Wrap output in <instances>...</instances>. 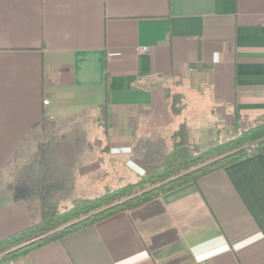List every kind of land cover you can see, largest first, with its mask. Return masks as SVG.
<instances>
[{
  "label": "crops",
  "instance_id": "0c3cea01",
  "mask_svg": "<svg viewBox=\"0 0 264 264\" xmlns=\"http://www.w3.org/2000/svg\"><path fill=\"white\" fill-rule=\"evenodd\" d=\"M106 76L104 134L95 121ZM167 88L183 95L177 125L188 122L202 150L229 139L236 110L240 125L264 116V0H0V242L32 224L41 204L71 205L104 187L106 169L120 172L117 186L134 184L148 165H137L144 148L132 123L149 117ZM68 121L91 129L62 130ZM143 140L155 155L158 137ZM31 260L264 264V155L51 243Z\"/></svg>",
  "mask_w": 264,
  "mask_h": 264
},
{
  "label": "trees",
  "instance_id": "16d2710c",
  "mask_svg": "<svg viewBox=\"0 0 264 264\" xmlns=\"http://www.w3.org/2000/svg\"><path fill=\"white\" fill-rule=\"evenodd\" d=\"M163 99L170 102V111L178 117L185 109L183 95L167 88ZM108 77L105 79V100L96 108V126L104 134L110 126ZM241 118L234 112L231 130L235 136L208 150H202L192 141L191 126L184 121L177 125L168 138V149L157 165H148L134 184L118 188L106 187L94 198L75 199L70 207L57 208L41 204L36 220L23 231L0 242V264H32L31 254L51 243L91 227L120 213L143 206L171 191L188 184H196L201 178L222 170L248 157L264 155V116L254 119L250 127L242 129ZM253 149L250 150V146ZM43 149L37 159L43 162ZM34 190L44 191V180L38 179Z\"/></svg>",
  "mask_w": 264,
  "mask_h": 264
},
{
  "label": "rangeland",
  "instance_id": "374dc122",
  "mask_svg": "<svg viewBox=\"0 0 264 264\" xmlns=\"http://www.w3.org/2000/svg\"><path fill=\"white\" fill-rule=\"evenodd\" d=\"M163 92L164 91H161V97L163 95ZM190 98H193V97H191V95H190ZM192 101H196V99H194V100L192 99ZM204 104H206V102H204ZM148 114H149V117H145L143 121L139 120L138 122L135 121L132 123V125L135 128V131H137L136 133H138V139H137L138 148H140V147L144 148L143 153H140L138 151L137 165L140 168H142L144 164H146V165H157V164H159V162L162 158V155L168 149V146H169L168 138L171 135V133L173 132V130H175L176 125H177V121H178V118L176 119V117H174L171 114L170 102L164 101L163 99H162V102H160L158 104V106L155 107V110L148 113ZM201 123L203 124V122H201ZM82 124H84V123H82ZM82 124H76L75 125L72 121L71 122L68 121L67 126L65 125V127L62 128V130L81 132L82 129L84 131H89L91 129V127L88 126V125H90L88 122L85 125H82ZM250 125H251V123L246 122V123L241 124V128L246 129V128L250 127ZM62 126H64V125H62ZM83 126H84V128H82ZM155 127L159 128V129H157ZM204 131H205V129H204ZM231 132H232V134L228 136L229 138H232L235 136V132L233 130ZM140 133H143V134H141L139 137ZM144 135H148L150 139H154L155 137H158L157 142H155V144H154L155 149L156 150L158 149V150H157L156 154L153 156L149 155L151 153V150H147L148 155L145 151V149H146L145 140L141 141L142 137H144ZM143 144H145V146ZM139 160H141V162ZM106 168H107V166H106ZM119 173L120 172H118L116 169L115 170L106 169L104 174H103L105 186L101 187V185H98L97 188L91 189V191H89V193L86 197L83 196L81 198H86V199L87 198L88 199L94 198L97 195H100L106 187L118 188L119 186L116 185V179L118 176H120ZM47 188L49 189V187H47ZM48 189H47V191H48ZM46 206H48V205H46ZM64 206H66L65 208L70 207L69 203H64V204L61 203L57 207L64 208Z\"/></svg>",
  "mask_w": 264,
  "mask_h": 264
},
{
  "label": "built area",
  "instance_id": "2783aa9c",
  "mask_svg": "<svg viewBox=\"0 0 264 264\" xmlns=\"http://www.w3.org/2000/svg\"><path fill=\"white\" fill-rule=\"evenodd\" d=\"M43 104H44V105H47V104H48V102H47V101H44V102H43ZM253 147H254V146H253V145H251V146H250V150H252V149H253Z\"/></svg>",
  "mask_w": 264,
  "mask_h": 264
}]
</instances>
